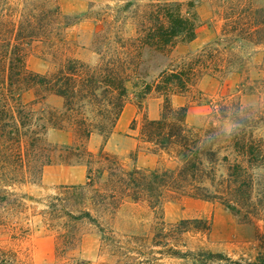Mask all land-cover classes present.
Listing matches in <instances>:
<instances>
[{
	"label": "trees",
	"instance_id": "obj_1",
	"mask_svg": "<svg viewBox=\"0 0 264 264\" xmlns=\"http://www.w3.org/2000/svg\"><path fill=\"white\" fill-rule=\"evenodd\" d=\"M206 2L220 22L215 38L197 52L176 56L178 45L195 39L198 7ZM108 8L111 13L95 14L97 28L88 50L97 59L90 64L75 57L77 44L66 32L91 13L67 15L57 0H22L21 8L0 0V193L9 195L7 188L17 184L38 185L51 164L83 166L85 181L60 186L42 212L55 233L57 257L73 251L94 229L111 264H166L156 253L198 264H240L220 253L179 250L183 234L208 236L212 223L192 218L167 224L162 208L177 198L216 203L264 249V107L230 101L220 108L219 118L213 114L218 122L227 119L229 130L214 121L194 128L186 122L188 106L175 107L172 98L184 96L203 75L236 74L241 86L264 90V4L124 0ZM33 53L47 64L45 73L27 67ZM251 73L258 78L251 79ZM130 95L139 101L149 95L162 99L159 118L144 120L138 138L154 153L175 159V168L125 169L105 152ZM53 98L58 106L50 104ZM50 129L69 133L70 142L50 143ZM93 134L103 139L96 153L87 149ZM128 203L143 204L152 214L148 233L114 231L112 222ZM157 247L161 252L153 250ZM0 264L23 262L0 248Z\"/></svg>",
	"mask_w": 264,
	"mask_h": 264
},
{
	"label": "rangeland",
	"instance_id": "obj_2",
	"mask_svg": "<svg viewBox=\"0 0 264 264\" xmlns=\"http://www.w3.org/2000/svg\"><path fill=\"white\" fill-rule=\"evenodd\" d=\"M21 8L22 0H11ZM124 0H57L63 13L67 15H82L89 12L90 17L67 30V37L77 44L75 57L93 64L96 55L88 50L90 38L97 28L95 14L100 17L104 12L111 13L110 8L116 9ZM264 4V0H257ZM201 19L196 29L195 39L190 43L177 46L175 55L182 57L202 49L215 38L220 22L213 16L208 2L198 7ZM99 17V18H100ZM84 46L85 48H82ZM33 53L27 58V67L37 73H45L47 64ZM258 58V56H256ZM251 73L250 78L258 76ZM242 78L238 75L224 77L203 75L197 79L193 88L184 96L173 97L172 105H187L186 122L189 127H205L214 121L217 126L229 130L227 119L218 122L213 120V114L230 101L239 103L243 107H264V90L245 84L240 85ZM50 104L58 106V99H51ZM162 99L156 95H149L143 101L130 95L126 102L116 127L107 139L104 150L117 157L125 169L132 167L140 171L173 169L178 162L163 152H153V149L138 138L139 130L144 120L159 118ZM219 118V117H218ZM133 128V130H131ZM47 140L52 144H68L71 140L69 133L50 129ZM103 139L93 134L87 142V149L96 153ZM80 177V179H78ZM85 181L83 166H65L51 164L44 168L41 182L37 184H17L7 188L6 196L0 193V248L16 253L23 264H111L110 252L103 250L100 238L94 229L83 235L80 244L67 255L57 257L55 253V233L46 225L43 210L52 196L59 193L60 186H70ZM163 219L167 224H174L182 219L206 218L211 221L210 233L187 232L183 234V242L178 241V249L182 252L197 254L201 251L220 253L240 264H264V249L259 243L250 239L251 234L245 227L237 225L236 218L224 210L220 205L198 199L177 198L166 201L162 208ZM152 214L145 205L125 204L116 214L112 227L118 234H133L141 231L148 233L153 223ZM140 230V231H137ZM153 235V236H152ZM155 234H150L154 241ZM172 242L169 241L168 247ZM158 252L162 248H153ZM161 252V251H160ZM159 262L166 264H198L193 259H183L156 253ZM209 264H227L224 261Z\"/></svg>",
	"mask_w": 264,
	"mask_h": 264
},
{
	"label": "crops",
	"instance_id": "obj_3",
	"mask_svg": "<svg viewBox=\"0 0 264 264\" xmlns=\"http://www.w3.org/2000/svg\"><path fill=\"white\" fill-rule=\"evenodd\" d=\"M78 179H80V177H78Z\"/></svg>",
	"mask_w": 264,
	"mask_h": 264
}]
</instances>
